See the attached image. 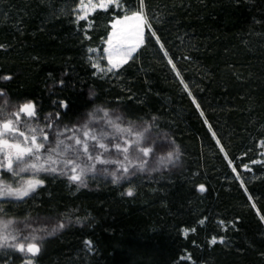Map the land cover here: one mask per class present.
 Segmentation results:
<instances>
[{"label": "trees", "instance_id": "1", "mask_svg": "<svg viewBox=\"0 0 264 264\" xmlns=\"http://www.w3.org/2000/svg\"><path fill=\"white\" fill-rule=\"evenodd\" d=\"M85 1L0 0V124L41 163L0 153V264H264V0ZM141 5L110 66L111 21ZM82 132L101 160L56 153Z\"/></svg>", "mask_w": 264, "mask_h": 264}, {"label": "rangeland", "instance_id": "2", "mask_svg": "<svg viewBox=\"0 0 264 264\" xmlns=\"http://www.w3.org/2000/svg\"><path fill=\"white\" fill-rule=\"evenodd\" d=\"M108 1L109 0H86L84 3L81 4L80 10L88 11L94 7H103L108 3ZM110 25L111 29L105 39L104 56L110 66H118L125 62L138 49V47L142 43L143 34L146 29L150 28V25L142 5L137 11L130 15L113 19ZM14 120H19V116L17 114H15ZM6 122L10 126V130L5 133L6 137L13 138L16 141H19L20 145L30 149L28 153L24 154L20 158H17V154H10L13 156V159H4V165L6 162H10L11 167H13L18 161L29 159V161L24 163V170L31 171L28 173L37 171L41 165V163L38 161L40 156H36L35 154H33L34 149H36V144H33L31 142L33 138H35L36 140V135L28 136L24 134L23 131H21L14 124V121H12V119L7 120ZM100 146L102 147V144L100 143V140L96 134L82 132V134H72L69 138L57 139L56 153L68 152L69 154H71L72 151L75 152L76 148L77 151L78 149L80 150L83 157H89L92 160V163H94L96 161L95 159H102L98 155L95 157L97 148H99ZM1 151L4 154H7V152H9V149L8 147H1ZM92 152L94 153L92 155L86 154ZM47 161H52V157H48ZM50 163L52 164L53 161ZM115 163L121 162L115 161ZM32 177L35 179H31V182L27 185L28 187H25L23 190H21L19 192V195L24 194L26 191H28V189L34 187V185L36 184L35 180L37 176H31L29 178ZM1 229H3L2 223H0V234Z\"/></svg>", "mask_w": 264, "mask_h": 264}, {"label": "flooded vegetation", "instance_id": "3", "mask_svg": "<svg viewBox=\"0 0 264 264\" xmlns=\"http://www.w3.org/2000/svg\"><path fill=\"white\" fill-rule=\"evenodd\" d=\"M19 108H20V107H19ZM27 114H28V113H27ZM8 130H10V126H9L7 129H4V128L2 127V124H0V141H1V140H7V141H8V144L0 145V153L2 154V157H1L2 162H3L4 159L12 160V159H13V156L10 155V154H17V155H18L17 158H20V157H22L24 154L28 153V152H29V149H30V148H28V151H23V152L13 151V150H12V145H11V144H19V145H20V142H19V141H16V140L13 139V138L6 137V134H5V133H6ZM31 142H32L33 144H35V138H33V139L31 140ZM21 146H22V145H21ZM1 147H8L9 152H7V154H4V153L1 151ZM5 166H6V168H10V167H11L10 162H6V163H5Z\"/></svg>", "mask_w": 264, "mask_h": 264}, {"label": "water", "instance_id": "4", "mask_svg": "<svg viewBox=\"0 0 264 264\" xmlns=\"http://www.w3.org/2000/svg\"><path fill=\"white\" fill-rule=\"evenodd\" d=\"M32 108H33V104L31 102L29 103H24L20 106L19 108V111L20 112H25V113H28L30 114L31 111H32ZM2 127L4 129H7L9 127L8 123L7 122H4L2 124ZM5 144H8V141L7 140H1L0 141V145H5ZM12 145V150L13 151H19V152H23V151H28V148L27 147H23L19 144H11Z\"/></svg>", "mask_w": 264, "mask_h": 264}]
</instances>
